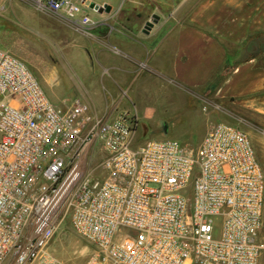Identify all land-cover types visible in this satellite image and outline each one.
Listing matches in <instances>:
<instances>
[{"label":"built area","instance_id":"obj_1","mask_svg":"<svg viewBox=\"0 0 264 264\" xmlns=\"http://www.w3.org/2000/svg\"><path fill=\"white\" fill-rule=\"evenodd\" d=\"M76 32L88 0H28ZM137 109L57 107L28 64L0 48V264H264V168L250 136L210 124L200 142L137 139ZM102 146L86 171L85 152ZM85 262L51 251L62 214ZM11 258V260H9Z\"/></svg>","mask_w":264,"mask_h":264},{"label":"crops","instance_id":"obj_2","mask_svg":"<svg viewBox=\"0 0 264 264\" xmlns=\"http://www.w3.org/2000/svg\"><path fill=\"white\" fill-rule=\"evenodd\" d=\"M165 3L155 6L160 20L149 34L143 33L148 21L141 25L94 10L95 25L87 33L70 27L84 42L67 54L71 97L105 119L133 104L141 122L138 136L176 120L170 125L179 137L191 138L181 141L188 145L214 122L250 135L264 132V0ZM39 17L23 1V29L32 30L36 22L37 33ZM169 128L166 124L164 132Z\"/></svg>","mask_w":264,"mask_h":264},{"label":"rangeland","instance_id":"obj_3","mask_svg":"<svg viewBox=\"0 0 264 264\" xmlns=\"http://www.w3.org/2000/svg\"><path fill=\"white\" fill-rule=\"evenodd\" d=\"M23 1L29 2L28 0H0V48L23 59L39 80L48 98L57 107H61L63 102L70 103L74 100L70 92L73 81L68 74L70 68L67 56L68 50L74 49L75 45L82 46L84 42L74 34L75 30L73 33L69 30L70 26L48 13L39 12L40 19L38 18V23L40 24L37 27V33L34 27L36 22L31 25L33 26L32 30L30 28L23 29ZM90 1L96 4L105 2L99 5H111L113 10L110 14L135 19L143 25L152 19L157 6L164 7L165 2L171 0ZM89 13L91 16L95 14L93 10H90ZM70 72L75 81L78 82L76 75L72 71ZM130 106L133 109V104ZM177 122L179 121H167L165 125H169L170 128L166 132H164V125L153 131L151 135H148L149 131H145L137 139L139 142L149 139H176L178 141L191 139L189 137H179L175 125H170ZM244 131L250 136L264 168V132L250 135L247 130ZM192 140L194 146L200 142L197 137H193ZM103 157L102 146L96 144L89 148L84 157L85 163H87L85 166L86 171L96 169L102 162ZM64 214L66 212L62 214L58 222L59 231L52 243L51 251L66 261L83 263L89 252L88 246L75 235L69 218L64 219ZM6 264L14 263L8 261Z\"/></svg>","mask_w":264,"mask_h":264},{"label":"water","instance_id":"obj_4","mask_svg":"<svg viewBox=\"0 0 264 264\" xmlns=\"http://www.w3.org/2000/svg\"><path fill=\"white\" fill-rule=\"evenodd\" d=\"M87 4L95 12L110 13L112 11V6H110L108 4L101 6L99 4L93 3L90 0L87 1ZM159 20H160V16L153 15L152 19L145 24L144 29H143V33L149 34L151 32L152 28L154 27V25L157 24L159 22Z\"/></svg>","mask_w":264,"mask_h":264}]
</instances>
